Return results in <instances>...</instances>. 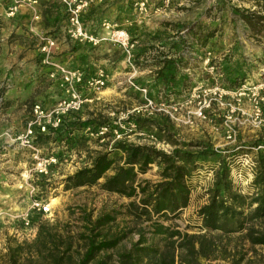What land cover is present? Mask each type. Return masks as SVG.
Masks as SVG:
<instances>
[{
	"label": "rangeland",
	"instance_id": "rangeland-1",
	"mask_svg": "<svg viewBox=\"0 0 264 264\" xmlns=\"http://www.w3.org/2000/svg\"><path fill=\"white\" fill-rule=\"evenodd\" d=\"M50 5L43 19L44 31L29 32L33 43L28 50L38 45V54L32 78L21 82L17 90H25L27 97L16 104L17 99L8 96L16 83L9 76L0 79V264H10L9 255L18 245L22 253L18 264H44L48 254L38 240L43 224L54 225L64 238L74 239L71 254L76 258L85 252L87 237L102 233L108 239L122 237L115 248L99 256H105L109 264H123L124 255L130 257L125 264H171L174 255L176 264H187L183 252L174 250L177 238L157 234L153 222L182 234L205 235L214 250L209 258H199L198 264H264V245L253 244L250 236L264 234V218L251 220L257 205L249 208L259 193L254 184L256 161L264 149V33L249 28L235 11L251 8V4L237 0H94L83 19L86 28L103 39L98 46L75 43L62 33L66 10L58 0ZM41 15L45 17L42 8ZM5 23L0 20V30ZM55 25L57 29L48 32ZM116 30L127 31L136 43L131 62L110 40L111 31ZM60 33L69 51L61 52ZM47 35L57 40L52 55L55 63L79 69L86 77L103 71L107 82L100 89L78 87L86 102L67 129L72 130L70 142L66 133L41 135L35 150H29L17 139L25 133L32 108L41 105L50 110L66 96L61 74L50 77L56 67L45 64V55L39 51L41 37ZM69 54L74 59L66 60ZM180 57L179 84L164 83L157 74V58L174 62ZM3 72L5 68L0 75ZM14 106L21 108V116L8 114ZM173 106L174 118L168 113ZM201 108L203 117L198 118L195 114ZM128 111L134 113L131 118L119 121V115ZM108 124L112 130L125 127L124 136L130 138L123 142L155 146L169 154L175 148L172 143L180 147L201 143L223 156L231 167L232 191L246 199L244 209H239L243 214L238 216L245 229L226 233L203 226L199 211L209 203L220 169L213 158L190 180L188 207L176 215L154 216L152 221L130 215L129 204L135 198L105 192L99 185L65 190L68 176L89 167L96 155L118 143L111 130L104 141L98 136ZM51 157L58 159L57 164L49 166L47 174L40 173L38 160ZM139 180L160 182V167L152 165ZM40 202L50 212L43 213L36 206ZM104 216L114 220L91 234V226ZM140 248L144 251L138 253ZM58 252L62 251L55 249Z\"/></svg>",
	"mask_w": 264,
	"mask_h": 264
},
{
	"label": "trees",
	"instance_id": "trees-1",
	"mask_svg": "<svg viewBox=\"0 0 264 264\" xmlns=\"http://www.w3.org/2000/svg\"><path fill=\"white\" fill-rule=\"evenodd\" d=\"M237 1L251 4V8H235V11L249 28L254 29L258 34H263L264 0ZM51 5L43 0L41 8L44 9L45 18L50 13ZM209 37L213 38V35ZM208 39L207 37L204 44H207ZM160 56H162V53H160ZM179 59L182 58L174 59V62H172L167 58L163 61L157 58L158 61L155 65L159 66L157 74L160 80H163L164 83L172 84L174 82L176 85L179 84L177 80V72L181 63ZM77 115L67 116L59 131L55 134L66 133L67 136L70 135L72 130L67 129L70 122H75ZM136 121L139 124L138 120ZM67 139L70 142L72 140L71 135ZM172 144L175 148L169 154L157 149L155 146L118 142L109 152L96 155L89 167L68 176L64 180L65 190L99 185L105 192L116 193L130 199L135 198L136 201L129 204L130 215L136 219L152 221L154 216L160 218L168 214L176 215L188 207L191 194L190 180L201 165L213 158L215 161H219L220 169L216 174L215 187L210 191L209 203L199 211L203 226L210 231L242 232L245 225L243 220L238 219V216L243 214L242 210L239 209H244L246 199L232 191L231 167L226 159L214 150H208L201 143L189 144L186 147ZM256 163L257 171L254 184L259 189V193L249 203V208L257 205L252 210L251 220L264 218V149L259 151ZM154 164L160 167L161 181L156 184L148 180L140 182L139 176L146 174ZM112 170L114 171L113 174L107 175ZM102 179L105 181L100 183ZM113 220L111 216L97 219L94 225L91 226V234ZM153 224L157 234H165L170 239L177 238L173 243L174 250L183 252L187 264H193L194 262L198 264L199 258H209L210 252L214 250L211 241H208L205 235L191 236L165 228L160 223L153 222ZM55 230L54 225L43 224L39 227L38 240L43 241L48 254L44 264H109L105 256L99 259L100 254L115 248L122 240V237L108 239L102 233L90 235L87 237L85 252L76 258L74 254H71L74 248V239L70 238L68 240L69 237L66 239ZM250 236H252L251 241L253 244L264 245V234ZM142 243L143 241L139 244ZM139 244L136 247L140 246ZM20 248L21 245H18L14 251H11L12 253L9 255L10 264H18L22 256ZM55 249L62 252L55 253ZM138 251V253H141L144 249L140 248ZM39 252L41 255L44 254L42 250ZM183 254L181 257H183ZM129 259L130 257L124 255L120 260L125 264ZM171 264H176L175 255Z\"/></svg>",
	"mask_w": 264,
	"mask_h": 264
},
{
	"label": "built area",
	"instance_id": "built-area-1",
	"mask_svg": "<svg viewBox=\"0 0 264 264\" xmlns=\"http://www.w3.org/2000/svg\"><path fill=\"white\" fill-rule=\"evenodd\" d=\"M11 5L8 9V17H15L21 9L30 13L32 21H40L42 19L41 7L42 0H10ZM63 4L66 13L67 20L63 25V30L75 43L89 44L91 46H98L103 39H100L97 35L90 32L84 23L83 15L92 6L94 0H58ZM109 26V25H108ZM110 40L117 45L127 54L128 62H131L132 54L136 43L132 41L130 35L125 30L111 31ZM57 40L52 35L41 37V43L39 45V51L42 55H45L44 63L52 68L56 67L54 73L50 74V77H55V72L61 74L62 87H66V96L60 100L52 109L46 110L41 105H35L32 108V118L27 123L25 133L22 134L17 140L23 148L29 150H35V143L39 136L43 135H56L55 132L59 131L64 119L73 114H79L84 107L86 100L82 97L80 89L78 87L82 85H89L97 89L103 88L106 85L107 77L103 71H100L96 77H86L85 74L79 70H71L64 65L55 63L53 61V51L57 48ZM143 92L147 94V90ZM148 105H152V101L149 100ZM154 109V107H152ZM169 115L174 118V106L168 112ZM134 114L130 111L119 115V121L128 120L131 115ZM115 115V113L113 114ZM196 117H203V108L196 112ZM133 122L130 123V126ZM121 126V125H120ZM135 127V126H134ZM125 130V127L122 126ZM111 129V125H104L97 133L98 136L103 138V141L108 136L110 130L112 137L118 142L126 141L130 136H124V130ZM133 131V130H132ZM114 133V134H113ZM127 133V132H126ZM114 140V141H115ZM57 158L51 157L49 159L38 160L37 170L40 173H48L49 166L57 164ZM36 206L43 211V213L50 212V208L43 202L36 203Z\"/></svg>",
	"mask_w": 264,
	"mask_h": 264
},
{
	"label": "crops",
	"instance_id": "crops-1",
	"mask_svg": "<svg viewBox=\"0 0 264 264\" xmlns=\"http://www.w3.org/2000/svg\"><path fill=\"white\" fill-rule=\"evenodd\" d=\"M44 1L50 5V3H53L55 0ZM10 5V0H0V20L2 19V21L6 22L3 26V29L0 30V69L5 68V72H3V75H0V79H6L7 76H9V78L12 77L10 81H14L16 84L13 83V87L8 91V96L10 99H17L15 100V103L18 104L27 97V93H25V90H17L20 88L21 82L28 81L30 78H32L31 73L35 68L34 58L37 56L36 54H38V49H36L38 45H34V49L32 51L28 50L33 43V41H30L29 39V32L30 30H35V32L38 33L41 30L42 32V30L44 31V28H46V25L43 24V19L45 17L42 16L41 21H36L35 23L32 21L31 14L27 13L23 9H21V11L17 13L15 17H8L7 14ZM33 23H35V25ZM22 26L26 28H23ZM55 26L56 27L49 28L48 32H50L52 29L56 30L57 25ZM61 32L64 33L63 28ZM60 35L61 38L58 39L62 43L60 49L61 52L69 51V45L65 44V36L61 33ZM67 59L72 60L74 58L71 54H69L66 60ZM18 98L22 100L20 101ZM20 109H16L14 106L12 109H10V113L8 114L21 116L22 110Z\"/></svg>",
	"mask_w": 264,
	"mask_h": 264
}]
</instances>
